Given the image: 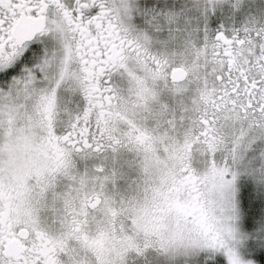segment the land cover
<instances>
[{"label":"snow or ice","instance_id":"obj_1","mask_svg":"<svg viewBox=\"0 0 264 264\" xmlns=\"http://www.w3.org/2000/svg\"><path fill=\"white\" fill-rule=\"evenodd\" d=\"M0 264H264V0H0Z\"/></svg>","mask_w":264,"mask_h":264}]
</instances>
